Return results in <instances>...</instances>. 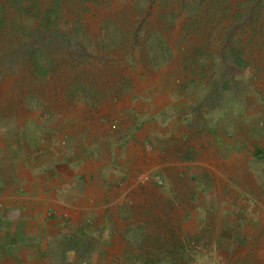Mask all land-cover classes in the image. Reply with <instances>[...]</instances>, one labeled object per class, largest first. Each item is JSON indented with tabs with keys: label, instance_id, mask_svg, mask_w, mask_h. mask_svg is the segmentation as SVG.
I'll use <instances>...</instances> for the list:
<instances>
[{
	"label": "rangeland",
	"instance_id": "obj_1",
	"mask_svg": "<svg viewBox=\"0 0 264 264\" xmlns=\"http://www.w3.org/2000/svg\"><path fill=\"white\" fill-rule=\"evenodd\" d=\"M68 134L105 169L55 209L22 178ZM0 235V264H264V0H0Z\"/></svg>",
	"mask_w": 264,
	"mask_h": 264
},
{
	"label": "crops",
	"instance_id": "obj_2",
	"mask_svg": "<svg viewBox=\"0 0 264 264\" xmlns=\"http://www.w3.org/2000/svg\"><path fill=\"white\" fill-rule=\"evenodd\" d=\"M42 142L44 144L40 143L43 147L39 150L38 159L33 163V167L40 172L39 180L37 183L30 185L29 183L24 184L22 178L23 185H19H22L24 189H26V187L39 189L42 192L41 194L47 195L50 200H46V205L51 202L54 204L53 208L61 209L63 205L68 202V198H66L65 195H77L85 192L90 186V182L94 179V177L91 179L92 173L95 174L96 183L98 180L97 173L104 171L102 169H105V162H90L87 145L82 144V139L78 137L74 138L72 134H68V138L46 139ZM210 163L211 161L205 165L217 176L220 173L219 168H217L215 164L211 165ZM231 166L232 163H230L229 168H232ZM218 178H220V176H218ZM97 184H99V181ZM33 192H35L34 189ZM97 198L100 199L99 196ZM48 207L49 206H45V208ZM89 208H91V206H85V209ZM68 213L74 216L79 214V211H74L73 209L71 211V209H68ZM9 221L12 222L13 225H26L31 228L34 227L33 223H35L30 218H22L17 221H11L9 219ZM1 236L2 235H0V241L1 238H3ZM37 254L39 255V253ZM30 264H41V262L33 257Z\"/></svg>",
	"mask_w": 264,
	"mask_h": 264
},
{
	"label": "bare ground",
	"instance_id": "obj_3",
	"mask_svg": "<svg viewBox=\"0 0 264 264\" xmlns=\"http://www.w3.org/2000/svg\"><path fill=\"white\" fill-rule=\"evenodd\" d=\"M232 167V166H231ZM72 211V210H71Z\"/></svg>",
	"mask_w": 264,
	"mask_h": 264
}]
</instances>
